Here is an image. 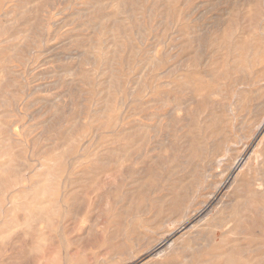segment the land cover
Segmentation results:
<instances>
[{
    "label": "rangeland",
    "instance_id": "obj_1",
    "mask_svg": "<svg viewBox=\"0 0 264 264\" xmlns=\"http://www.w3.org/2000/svg\"><path fill=\"white\" fill-rule=\"evenodd\" d=\"M0 264H264V0H0Z\"/></svg>",
    "mask_w": 264,
    "mask_h": 264
},
{
    "label": "bare ground",
    "instance_id": "obj_2",
    "mask_svg": "<svg viewBox=\"0 0 264 264\" xmlns=\"http://www.w3.org/2000/svg\"><path fill=\"white\" fill-rule=\"evenodd\" d=\"M167 244H169V242L168 241H164L162 244H160L159 246L156 247L155 252H161L163 250V247L166 246Z\"/></svg>",
    "mask_w": 264,
    "mask_h": 264
}]
</instances>
